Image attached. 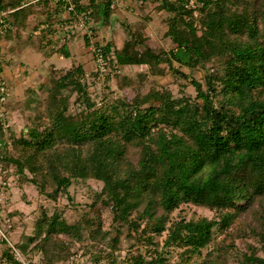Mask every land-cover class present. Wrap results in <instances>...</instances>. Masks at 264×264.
<instances>
[{
	"label": "trees",
	"instance_id": "16d2710c",
	"mask_svg": "<svg viewBox=\"0 0 264 264\" xmlns=\"http://www.w3.org/2000/svg\"><path fill=\"white\" fill-rule=\"evenodd\" d=\"M25 2L0 0V10L11 11L6 36L22 39L31 18L44 13L47 25L35 32L36 25L26 39H46L39 44L46 47L55 41V21L67 27L83 14L85 46H92L97 66L92 75L108 78L132 65L164 74L166 64L195 90L181 96L163 85L123 96L108 90L97 100L83 62L50 64L48 92L23 134L0 116V164L20 181L54 201L70 195L79 179L102 183L79 223L57 209L42 211L36 233L16 243L22 252L43 253L29 264L67 261L73 252L60 235L80 234V224L92 240L93 264H264V0H140V10L154 2L155 12L166 13L168 50L126 22L123 45L94 40L97 24L110 23L116 11L111 0H75L73 10L54 0ZM67 48L64 41L59 51L69 57ZM100 53L106 72L97 65ZM185 205L214 215L187 218ZM124 232L139 252L121 254ZM2 255L7 264H22L10 248Z\"/></svg>",
	"mask_w": 264,
	"mask_h": 264
},
{
	"label": "rangeland",
	"instance_id": "374dc122",
	"mask_svg": "<svg viewBox=\"0 0 264 264\" xmlns=\"http://www.w3.org/2000/svg\"><path fill=\"white\" fill-rule=\"evenodd\" d=\"M129 2L132 4L130 8L133 7L134 10L131 11L126 6L127 3L123 1V4L119 6L120 14L116 15L114 13L110 23L97 24V34L94 35V40L103 43L111 40L116 46L123 45L128 33L125 25L120 22V18H127L126 23L128 26L145 28L144 32L148 33L150 42L156 49H170L171 42L165 37L168 25L163 20L166 13L157 10L155 12L154 2H151V6L147 7L145 11L140 10V0ZM127 15L128 17H125ZM85 26L78 25L68 29L69 31L78 30L79 38H81L78 40L80 48H76L74 44L68 45L69 57L64 56L62 58L60 56L62 53L59 51L61 49L59 42H56L55 46H51V49L41 48L39 44H45L46 39L43 43L39 41L33 43L26 39L27 34H24L22 39L17 38V40H20L19 43L12 47H10L9 42L4 45V47L6 46L4 48L5 52L0 54V64L3 68L2 76L10 87V95L2 108L5 112L6 126L16 136L23 134L41 109V98L47 94L49 89L47 76L50 64L67 68L73 63L84 61L88 69L86 81L92 97L97 98V100L108 90L123 96L124 94L133 95L134 92L139 90L145 92L151 86L160 87L161 85L170 88L176 96L185 93L195 95V90L187 82V79L173 75L166 64L162 65L165 66L166 73L164 74H153L146 65H132L125 67L121 74L110 75L108 78L104 77L105 73L100 76L92 75V70L97 66L95 59L91 57L88 60L89 55L87 54L89 52H86L87 50L84 48L85 42L81 31ZM69 31L64 33L68 34ZM72 36L74 35L70 37ZM175 66L178 65L175 64ZM182 70L185 73L189 72L187 67H183ZM194 75L201 80L203 70L196 69ZM9 140V146L11 147L12 140L11 138ZM101 187L102 183L95 179H79L70 187V195H64L59 200L54 201L42 194L33 183L20 181L13 173L12 168L0 164L1 225L4 230H7L9 239L16 245V243L22 242L36 233V224L43 210L51 215L57 209L70 224L79 223L81 215L90 210L93 190H100ZM184 209L187 218L212 217L214 215L213 211L200 206L185 205ZM104 218L108 225L110 216L107 212ZM79 226L81 228L80 234L60 235L62 239L71 245V251L73 252L69 258L65 259L67 261L60 264H93L90 253L91 248L87 247L92 240H90L85 227L82 224ZM116 235H120V233L117 232ZM134 242L132 238L127 237L125 232L122 233V237H119L118 242L121 254L124 255L130 251H133V253L139 252L140 247L138 245L132 246ZM240 244L243 246V243L240 242ZM6 248H9L8 244L0 241V264H7L2 257L3 250ZM22 256L28 262H39L43 253L41 251H28L26 253L22 252Z\"/></svg>",
	"mask_w": 264,
	"mask_h": 264
},
{
	"label": "built area",
	"instance_id": "2783aa9c",
	"mask_svg": "<svg viewBox=\"0 0 264 264\" xmlns=\"http://www.w3.org/2000/svg\"><path fill=\"white\" fill-rule=\"evenodd\" d=\"M32 1H37V0H32ZM54 1L57 3H60L63 8H68L70 10H73L76 7L75 0H54ZM117 2L118 0H111L110 6L112 8H116L118 4ZM10 12L11 11H8V10H0V54L2 53L1 46H2L3 39L6 37L7 32L13 28V25L10 19ZM75 21L79 25H87L88 17L82 14L76 17ZM90 48H92V46H90ZM97 65L102 72H106L107 69L104 65V60H103L101 53L97 59ZM9 95H10V87L8 86L7 81L4 79L2 74H0V116L2 118L5 117V112L2 107L7 102ZM0 240L6 241L9 248L14 253L15 257L18 260H20L22 264H29V262L23 258L22 251L19 248H17V246L9 239L7 230H4V228L1 225V219H0Z\"/></svg>",
	"mask_w": 264,
	"mask_h": 264
},
{
	"label": "crops",
	"instance_id": "0c3cea01",
	"mask_svg": "<svg viewBox=\"0 0 264 264\" xmlns=\"http://www.w3.org/2000/svg\"><path fill=\"white\" fill-rule=\"evenodd\" d=\"M38 1V0H37ZM37 1H32V0H27V2H25L23 5H27V4H29V3H32V2H37ZM123 1H125V3H127L126 4V6L128 7V6H130V5H132V4H130V2L129 1H131V2H137L138 0H129V1H127V0H118V4H117V7H116V11H115V14L116 15H118V14H120V12H119V6L121 5V4H123ZM60 17L61 18H67V15L65 14V12L64 11H61L60 12ZM122 15V14H121ZM118 17V16H117ZM121 17V16H120ZM125 17H128V15L127 16H125ZM45 19H46V14H44V13H39V14H37V15H35V16H33L32 18H31V28L26 32V34H29L31 31H33L34 30V27L37 25L38 27H37V31H35V32H39V30L40 29H42L43 27H45L47 24H46V22H45ZM127 21V18H120V22L121 23H124V22H126ZM103 23V21L102 22H100L99 24H102ZM63 23L60 21V22H58V21H55V26L58 28L57 29V31H56V33H55V36H51L55 41L51 44V45H48V46H46L47 48H50L51 49V46H55V43L56 42H59V44H60V46L63 44V42L65 41V42H67V45H69V46H71V45H73L74 44V46L76 47V48H80V46L78 45V40L79 39H81V38H79V36H80V34H78V30H71V31H69L68 29H71V28H73V26H78V24H73L72 22H70L69 23V25L67 26V27H62L63 25H62ZM67 25V24H66ZM65 31H69L70 33H64ZM82 32V35H83V33H84V30H82L81 31ZM71 35H74V36H72V37H70ZM111 35V34H110ZM83 37V39H84V36H82ZM71 38H73V39H71ZM19 41L20 40H17V38L16 37H14V35H12V36H6L4 39H3V42H2V46H1V48H2V53H4L5 52V47H4V45H7L8 44V42H9V44H10V47H12V46H14V45H16V43H19ZM80 45H81V43H80ZM9 47V48H10ZM84 48L87 50L86 52H89L87 55H89V57H88V60L92 57V55H91V51H90V47H86L85 46V44H84ZM8 50V49H7ZM60 56L62 57V58H64V54H60ZM83 63H85L84 61H82ZM2 68V67H1Z\"/></svg>",
	"mask_w": 264,
	"mask_h": 264
}]
</instances>
